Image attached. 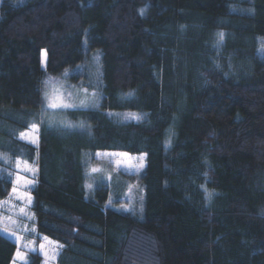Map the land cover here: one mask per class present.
<instances>
[{
    "label": "trees",
    "instance_id": "obj_1",
    "mask_svg": "<svg viewBox=\"0 0 264 264\" xmlns=\"http://www.w3.org/2000/svg\"><path fill=\"white\" fill-rule=\"evenodd\" d=\"M67 72L98 108L44 106ZM106 152L145 155L139 208L88 188ZM0 155V200L37 168L57 264H264V0H0ZM16 250L0 232V264Z\"/></svg>",
    "mask_w": 264,
    "mask_h": 264
},
{
    "label": "rangeland",
    "instance_id": "obj_2",
    "mask_svg": "<svg viewBox=\"0 0 264 264\" xmlns=\"http://www.w3.org/2000/svg\"><path fill=\"white\" fill-rule=\"evenodd\" d=\"M42 62L45 67V52ZM81 101H84L86 106H81ZM100 104L101 97L76 85L70 80L69 72L62 78L50 77L45 84L44 106L54 111V115L60 110L98 108ZM134 117L136 116L130 118L136 119ZM33 126L20 137L27 143L38 145L39 127ZM0 160L7 161L1 155ZM97 161L98 163L88 170V188L94 190L96 184L106 182L111 186V204L118 201L122 203V207L115 206L116 209L130 211L139 208V204L142 205L144 189L140 187L136 177L146 164L145 155L106 152L97 154ZM36 174L37 168L34 165L17 160L13 166V188L6 199L0 200V232L17 243L14 264H28L30 255L34 253L42 256L43 264H57L62 249L59 243L37 232L36 218L31 208V190L36 182ZM127 175L133 177L132 180Z\"/></svg>",
    "mask_w": 264,
    "mask_h": 264
},
{
    "label": "snow or ice",
    "instance_id": "obj_3",
    "mask_svg": "<svg viewBox=\"0 0 264 264\" xmlns=\"http://www.w3.org/2000/svg\"><path fill=\"white\" fill-rule=\"evenodd\" d=\"M219 36H220V39L222 40L223 39V34L221 33V34H219ZM85 91H87V90L85 89ZM93 95H95V94H93ZM81 106H86L85 103H84V101H81ZM134 118H137L138 119V117H134ZM33 127H35V125ZM24 135H25L24 133L21 134L22 137Z\"/></svg>",
    "mask_w": 264,
    "mask_h": 264
},
{
    "label": "crops",
    "instance_id": "obj_4",
    "mask_svg": "<svg viewBox=\"0 0 264 264\" xmlns=\"http://www.w3.org/2000/svg\"><path fill=\"white\" fill-rule=\"evenodd\" d=\"M3 234V233H2ZM4 235V234H3ZM6 236V235H5ZM7 237V236H6ZM15 242V241H14ZM16 243V242H15ZM16 245H17V243H16ZM16 252H17V250H16ZM15 255H16V253H15ZM14 260H15V256H14ZM14 260H13V262L11 263V264H14Z\"/></svg>",
    "mask_w": 264,
    "mask_h": 264
}]
</instances>
